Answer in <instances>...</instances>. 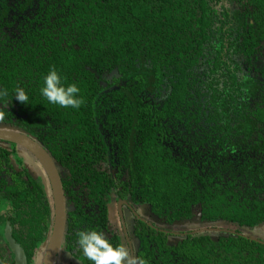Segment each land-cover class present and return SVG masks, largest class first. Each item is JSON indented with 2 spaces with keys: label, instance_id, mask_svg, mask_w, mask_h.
<instances>
[{
  "label": "trees",
  "instance_id": "obj_1",
  "mask_svg": "<svg viewBox=\"0 0 264 264\" xmlns=\"http://www.w3.org/2000/svg\"><path fill=\"white\" fill-rule=\"evenodd\" d=\"M4 2L10 17L0 18V88L8 96L0 101L27 114V133L68 172L67 183L75 187L69 192L61 251L93 264L78 246L81 230L111 233L109 239L119 244L108 227L113 179L101 169L107 155L93 109L95 96L107 86L102 75L114 69L125 76L117 89L99 96L97 110L102 124L117 129L114 139L131 172L125 186H131L133 198L150 203L167 222L199 212L202 224L220 222L237 232L264 228V0ZM28 4L35 11L17 20ZM228 45L240 60L225 51ZM52 66L65 83L80 87L84 103L79 109L52 104L42 95L43 78ZM17 86L28 92L30 104L15 98ZM170 87L168 99L154 109L142 94ZM195 112L206 113L220 131L234 129L236 144L253 148L249 168L239 153L202 168L190 160L178 162L177 169L167 166L172 159L162 153L165 147L152 121L181 122ZM134 127L141 138L151 139H142L143 146L152 143L158 150L160 157L142 163L154 174L136 171L128 131ZM18 168L0 144V216H9L28 263L36 264L37 247L52 229V195L40 173ZM145 227L138 230L144 247L158 250V264H264V243L238 233L221 232L218 238L190 234L170 245L164 232ZM171 249L174 254L162 251ZM0 259L15 264L1 233Z\"/></svg>",
  "mask_w": 264,
  "mask_h": 264
},
{
  "label": "flooded vegetation",
  "instance_id": "obj_2",
  "mask_svg": "<svg viewBox=\"0 0 264 264\" xmlns=\"http://www.w3.org/2000/svg\"><path fill=\"white\" fill-rule=\"evenodd\" d=\"M3 2L4 0H0V18H4L5 16L9 18L10 11L8 10L6 2L4 3ZM7 2L9 3V0H7ZM30 7H31L30 4H28V9L23 6L22 9L24 12H20V11L18 12L17 20H21V19L24 20L25 19L24 17L26 15L30 14L31 11H35V9H30ZM224 48L225 51H229L230 55L232 54L233 47H230L228 45ZM231 57L235 60L236 59L240 60L236 57L235 54L231 55ZM226 59L230 61V59L227 56ZM113 72H116V70L114 69L112 71L105 72L102 75L103 80L107 82V86L102 91H99L95 96L93 109H94V118L96 121V125L101 135V138L105 144V150L107 155V159L104 162H102L103 167L101 169L104 171L106 175L111 176L113 179V186H112L113 188L111 189L112 192L109 195V199L107 200L108 220L110 222L108 227L113 230V235L117 236L119 243H123L126 247H128L133 256L145 259L149 262V264H158L157 263L158 250L150 249V247H144V244L146 243H143V231H139L138 229L143 230L146 229L145 226H150L155 230H160L165 233L167 243L170 245H177L179 242L184 240L190 234L191 235L209 234L213 238H218L221 232L234 233L232 231L234 230L236 231L235 228L224 225L220 222L218 223L215 222L214 224H210V223L202 224L199 212H196L194 216L189 219H184V220L177 219L174 220L173 222H167L164 218L160 217L155 213L150 203L146 201L139 202L133 198L132 193L130 192L131 186L129 185L127 188L125 186V183H130L131 181L129 178L131 176V172L129 168H127V166L124 163H122V160H126V159L120 156L118 152L119 146H117V143L114 139V137L117 136V129H115L113 123L111 127H108L109 124L106 122L102 124L99 119V114L97 110V100L99 96L112 89H117L118 85L122 82L123 77L125 76V74L117 71L119 73V76L112 78V80L104 79L105 75H110ZM134 72H138V71H134ZM143 72L144 71H141V73ZM148 77H151V75L149 74ZM115 85L116 87H113ZM170 91H171V87L170 89L167 90H162V91L159 90V92L155 90L149 92L147 91V89H145V92L143 93L142 91V94L144 96H147L151 100V104L154 109L156 102H162L168 99ZM7 102H8L7 116L5 118V121L4 122L2 121L0 123V128H7L10 129V131L29 136L30 138L37 141L53 158L52 154L35 137H32L27 133V129L30 125L27 122V117H28L27 114L17 112L14 109V107L10 104V101ZM0 104H4V103L1 102ZM135 116L138 117L137 115ZM152 116L155 117V114H153ZM231 121H232L231 125H235L234 120ZM152 122L157 127L156 134L160 136V138L158 139L165 147V149H162L163 151L162 153L165 154L167 159L168 158L172 159V160H167L168 161L167 166H169L171 169L179 168L178 162L181 163L186 160L196 162L199 168H202L204 164H210L211 162L218 163L219 161L223 163L226 159L233 158V156L236 158L237 153L240 154V161L247 164L246 165L247 168H249V166L252 164V159L254 157L253 148L250 145L247 146L237 145L236 144L237 138L234 136V129L233 132L227 131L225 129L220 131L219 126L221 125L220 124L215 125L214 121H209L206 113H200V114L198 112H195V114L190 113L188 117L186 119L183 118V121L181 122L178 121L168 122L167 119L161 121L154 120ZM187 124L190 127H188ZM135 129L136 128L134 127L128 130L129 133H131L130 138L132 143V144L129 143V146L131 147V149H135L134 152L131 151L130 153L131 154L136 153L135 155L136 162H134V166L138 162V167L136 168V171L138 175L143 174L144 176L146 173L145 171L149 172L147 168L145 169L142 167L143 166L142 163L147 160L145 158H149L150 160H153L156 158V156H159V153L158 150H155V147L152 143L143 146L142 143H140L142 139L146 141L151 139L147 136L141 138L140 133L137 132ZM124 131H127V129H124ZM155 140H157V138H155ZM3 143L6 144L4 145ZM0 144L3 147H5L7 151H9V159H10V164L12 166L16 167L17 170L19 169L18 166L21 168L28 167L36 171L37 173H40L44 179L43 181L45 183V186L50 191V194L52 193L50 180L47 173L45 172V169L43 168L39 159L30 150H28L27 148H25L24 146L13 140L0 139ZM22 157L24 158L27 157L28 159L26 161H28V163L23 161ZM33 158L37 162L36 169L34 168L35 166H32V163H30L34 161ZM30 159L32 161H30ZM53 160L55 161L54 158ZM55 163L59 170V174L61 176V180L66 196L67 213L68 211L70 213L68 197H69V192L75 187H72L67 183L68 172L65 169H63L60 165H58L56 161ZM151 166L152 163L149 164L148 168H150ZM149 173L154 174L153 171ZM145 181H146V187H148L147 178L145 179ZM52 203H53L52 229L49 238L47 240L40 242L39 246L37 247L36 264L39 263V258L41 253L44 254L43 256L45 259L47 248L50 244L53 227H54V221H55V204H54L53 196H52ZM110 209L113 210L111 214H110L111 212ZM147 210L149 211V215H147L146 213ZM6 211L1 212V214H3ZM197 217H198V227L196 229L189 230L188 226L186 225L187 221L195 220ZM8 219L9 216L6 215L0 216V233L3 235V238L6 241L7 239L5 233L8 225L11 226L12 236L13 238H15L13 235L14 226L8 221ZM206 227L219 228L220 230L195 233L197 230ZM239 233H244V232H238V234ZM107 236L110 238L111 233H108ZM174 238L176 240H174ZM63 243L64 240H62L60 250L57 253L55 264H82V260L79 257H77L74 252L61 251ZM69 243L70 242H68V244ZM20 244L22 245V243ZM162 251L171 252L170 254H174V251H176V249H171L169 251H165V250ZM43 264H44V260H43Z\"/></svg>",
  "mask_w": 264,
  "mask_h": 264
},
{
  "label": "clouds",
  "instance_id": "obj_3",
  "mask_svg": "<svg viewBox=\"0 0 264 264\" xmlns=\"http://www.w3.org/2000/svg\"><path fill=\"white\" fill-rule=\"evenodd\" d=\"M41 88L42 95L52 104L64 108L79 109L84 103L81 89L76 83L67 84L61 73L52 66L44 76ZM8 96L6 88H0V100ZM15 98L21 103L30 104L29 94L24 87L17 86ZM7 116V104H0V122ZM78 246L83 255L93 264H149L145 259L133 256L123 243L114 244L107 234L101 230H81L77 234ZM0 264H6L0 259Z\"/></svg>",
  "mask_w": 264,
  "mask_h": 264
},
{
  "label": "water",
  "instance_id": "obj_4",
  "mask_svg": "<svg viewBox=\"0 0 264 264\" xmlns=\"http://www.w3.org/2000/svg\"><path fill=\"white\" fill-rule=\"evenodd\" d=\"M113 87H116L113 86ZM96 104V101H95ZM0 139L2 140H13L30 150L41 162L45 172L47 173L51 188H52V196L55 204V221L53 232L50 240V244L47 248V252L44 259V264H55V260L57 257V253L60 250V246L62 240L64 238V233L66 230L67 223V204H66V196L61 180V176L59 174V170L53 158L50 154L34 139L30 138L27 135L10 131L7 128H0ZM212 230H220L219 228H202L197 230L195 233L212 231ZM234 233H238L235 230L232 231ZM240 235H244L248 238L258 240L263 242V240L257 238L253 235H247L244 233H239ZM6 239L9 243L10 249L14 253V259L16 264H28L26 254L23 246L12 236L11 226L8 225L6 230Z\"/></svg>",
  "mask_w": 264,
  "mask_h": 264
},
{
  "label": "rangeland",
  "instance_id": "obj_5",
  "mask_svg": "<svg viewBox=\"0 0 264 264\" xmlns=\"http://www.w3.org/2000/svg\"><path fill=\"white\" fill-rule=\"evenodd\" d=\"M117 76H119V73L116 71V72L111 73L110 75H105L104 79L112 80V78H115ZM22 158H23V161L28 163V161H26L28 159L27 157L26 158L22 157ZM33 160L34 161H32L30 159V161H32L30 163H32V166H35L34 168L36 169L37 162H36V160L34 158H33ZM110 211H111L110 212V214H111L113 212V210L110 209ZM146 213H147V215H149V211L148 210L146 211ZM186 225L188 226L189 230L196 229L198 227V217L195 220H188ZM242 232H244V234H247V235H250V236L253 235V236L264 238V228H260V229L258 228V229L254 230V231H249V230L243 229ZM174 240H176V239L174 238ZM43 255H44L43 253L40 254V258H39V263L38 264H43V260H44V256Z\"/></svg>",
  "mask_w": 264,
  "mask_h": 264
}]
</instances>
